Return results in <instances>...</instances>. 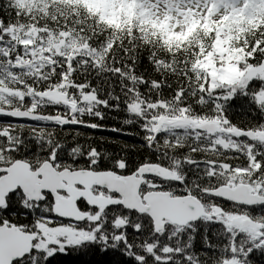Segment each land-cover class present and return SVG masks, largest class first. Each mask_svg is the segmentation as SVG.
Returning a JSON list of instances; mask_svg holds the SVG:
<instances>
[{
    "label": "trees",
    "instance_id": "1",
    "mask_svg": "<svg viewBox=\"0 0 264 264\" xmlns=\"http://www.w3.org/2000/svg\"><path fill=\"white\" fill-rule=\"evenodd\" d=\"M214 1L178 27L156 17L149 0H119L116 10L106 0H0V88L12 93L0 103V122L11 124H0V164L25 159L36 168L52 159L129 174L157 163L173 174L158 179L159 189L193 194L208 213L157 230L148 214L110 207L96 237L16 264H264V203L206 192L238 182L264 192V141L248 135L264 134V77L210 90L200 66L220 36L242 69L264 64V0H216L235 2L220 13ZM38 57L51 64L38 71L17 63ZM63 84L67 103L42 98ZM31 108L35 119L5 114ZM160 116L222 127L156 128ZM47 202L30 207L18 190L0 207V225L34 231L38 215L55 216L50 196ZM234 215L250 218L251 227L232 225Z\"/></svg>",
    "mask_w": 264,
    "mask_h": 264
},
{
    "label": "water",
    "instance_id": "2",
    "mask_svg": "<svg viewBox=\"0 0 264 264\" xmlns=\"http://www.w3.org/2000/svg\"><path fill=\"white\" fill-rule=\"evenodd\" d=\"M134 112L136 109L130 105ZM8 115L15 118L35 117V113L28 111L11 110ZM216 123H203L201 129L214 131ZM253 137L254 133L249 132ZM4 172L0 176V206L6 204V196L17 189L35 202L45 199L44 192L55 198L54 211L62 217L74 221L82 220L76 200L84 197L89 205L94 207H108L111 204H121L127 209L147 213L158 229L164 227V221L185 226L206 215L203 202L195 195H172L169 191L154 190L140 194V189L146 176L165 177L170 170L157 163L141 165L132 175L119 176L110 170L95 171L91 169H63L57 170L50 161L43 162L36 170L24 159H18L8 167L0 168ZM80 184L83 189L76 190L73 185ZM97 184L120 195L111 199L105 196L94 195L91 187ZM70 190L72 198L60 195V190ZM208 193L231 200L236 203L253 205L264 203V195L255 192L252 185L239 183L235 186L222 185L217 189L207 190ZM234 225L249 226L251 220H244L240 216L232 219ZM35 235L21 229L18 225H0V264H12L33 250Z\"/></svg>",
    "mask_w": 264,
    "mask_h": 264
},
{
    "label": "rangeland",
    "instance_id": "3",
    "mask_svg": "<svg viewBox=\"0 0 264 264\" xmlns=\"http://www.w3.org/2000/svg\"><path fill=\"white\" fill-rule=\"evenodd\" d=\"M208 0H149L148 4L152 6V11L156 17H158L161 20H168L172 25L181 27L182 24L185 22L187 18V14L191 11H195L202 6H204V9L206 8ZM119 0H106V4L109 6V9L112 8L113 10H116L117 8L114 7L118 4ZM242 2V1H239ZM232 3V4H231ZM235 2H219L218 7L220 8L219 11H224L226 8V5H234ZM113 6V7H110ZM195 7V9H192ZM112 10V11H113ZM198 11V10H197ZM173 28V26H170ZM65 39H62L55 48L58 49L59 46H61L64 43ZM228 45L226 42V39L222 36H220L215 45L213 50L210 52L208 57L200 62V66L204 68L208 75V87L209 89H214L215 87L218 88V86L223 84H239L244 85L248 82L250 78H253L254 76H261L264 77V64L256 67V68H247L246 70L242 69L239 65L238 58H234L230 56L228 52ZM228 56V57H226ZM50 59H42L37 58L35 62H31L28 60V58L20 59L17 61L19 64L29 65L31 69L34 67L36 70H43L45 69L48 64H51ZM64 84L61 86H58L53 91L47 92L42 95V98H46L47 100H51L58 103H67L68 98L66 96V92L64 91ZM5 91L3 93L0 92V103L2 101L7 102L8 101V95L12 94L9 91L8 87H3ZM3 102V103H4ZM2 109H0V115L2 114ZM34 109L31 108L30 112H33ZM53 120H58L59 118H52ZM49 121V120H48ZM157 125L156 128H175L179 126H185V127H198V125L205 123V121H199L187 117L183 118H168L167 116H160L157 119ZM3 126H10L11 124L0 122ZM222 127V126H221ZM255 137V136H254ZM253 137V138H254ZM258 137L260 139L264 138L263 134H259ZM243 171L236 170L235 174L238 176L241 175ZM56 221V220H55ZM58 221V220H57ZM46 228L48 229L47 235L48 238L44 239L41 243L36 242L35 243V249H40L41 246H44V250L49 253L52 251V249H55L56 245L60 246V249H62L63 245L65 243H69L71 241H79V239L83 238L80 237L75 233V231L71 230L70 228H63L61 232L60 237H57L56 231L61 228V226H54L47 224ZM63 241H61V239ZM61 242V243H60ZM228 262H225L227 264ZM232 264V263H231Z\"/></svg>",
    "mask_w": 264,
    "mask_h": 264
},
{
    "label": "flooded vegetation",
    "instance_id": "4",
    "mask_svg": "<svg viewBox=\"0 0 264 264\" xmlns=\"http://www.w3.org/2000/svg\"><path fill=\"white\" fill-rule=\"evenodd\" d=\"M46 161H50L52 163V165L57 170L70 169V170L74 171V170H77V169H81V168L62 167V165H59L58 163H55V161H53L52 159L51 160H46ZM36 168H38V167H36ZM36 168H33V169H36ZM134 172H132V173H134ZM132 173L124 174V173L120 172L119 174H120V176H124V175H130ZM158 179L159 178H157V179L146 178L145 181L143 182L142 186H141V190H140V192H142L141 194L144 195L146 192H149V191L161 190V189H159L160 183H158L159 182ZM71 187H73L76 190L83 189V186L80 185V184H75V185H73ZM91 191L95 195L106 196V197L111 198V199H115V198L119 197V195L116 194L115 192H112V191H110V190H108V189H106V188H104L102 186H99L97 184H94L91 187ZM12 193H15V192H12ZM44 194L46 195L44 200H41V201H38V202H34V201H28L26 199V197H25L26 202L27 203L29 202L28 204H29L30 207H33V206L34 207H38V206H49L50 207V205L47 202V197L50 196L52 198V200H53V202L51 204V207L53 209V206L55 204V199L48 192H44ZM72 194L73 193L70 190H67V189L66 190H60V195L62 197H65V198H69V199L72 198ZM22 195H23V193H22ZM28 204H26V205L28 206ZM76 204H77V207H78L79 211L82 213V217H83L82 220L74 221L72 219L64 218V217H62L59 214H55V216H52V217H45V216L43 217V216L38 215L37 225H36V228L34 229V231H27V232H34V234L36 236L34 242L35 243L36 242L41 243L44 239L49 237L46 234L47 231H48V229L46 228L47 224L58 226V227L61 226V228H59V230L55 232L57 237L61 236V234L59 232H61L63 228H70L71 230L75 231V233L77 235H79L80 237H83V238H81V240L82 239H86V240L90 239L92 237L91 234H93V235L95 234V237H96L97 234L99 233V229L103 225H105V221H104L105 220V218H104L105 210L109 209L110 207L120 206V204H111L108 207H101V208L99 207V208H97V207L89 205V203L87 202V200L84 197H79L76 200ZM125 209L128 210V211H135V210L127 209V208H125ZM114 220L116 221V224H118L122 220V217L118 216ZM121 223H123V222H121ZM154 227H155V225H154ZM21 228H23V227H21ZM106 231H110V229L108 227H106ZM63 239L64 238H62L61 241H63ZM36 253L41 254L43 252L41 251V248L40 249H34L30 254H28V255H26V256H24L22 258H18L16 260H14L12 262V264H16L18 261H22V260H24L25 258H27L29 256H35Z\"/></svg>",
    "mask_w": 264,
    "mask_h": 264
},
{
    "label": "bare ground",
    "instance_id": "5",
    "mask_svg": "<svg viewBox=\"0 0 264 264\" xmlns=\"http://www.w3.org/2000/svg\"><path fill=\"white\" fill-rule=\"evenodd\" d=\"M242 2H244V1H242ZM242 2L239 3V6H241ZM220 12H222V11H219V10H218L217 13H220ZM254 77H255V76H254ZM251 79H252V78H250V80H251ZM248 81H249V80H248ZM11 110H15V111H28V112H30V110L10 109V110L5 111V114L8 115V112L11 111ZM31 113H35L36 116H35L34 118H37L38 114H37L36 112L33 111V112H31ZM8 116H10V115H8ZM11 117H12V116H11ZM13 118H15V117H13ZM187 118H189V117H187ZM200 125H201V124H200ZM200 125H198V127H196V128L200 129ZM4 127L6 128L5 125H4ZM6 129H7V128H6ZM263 133H264V132H263ZM257 134H258V133L254 134V136H255L254 138H256V139H257V138L260 139V138L258 137L259 134H258V135H257ZM263 135H264V134H263ZM260 141L263 142V141H264V138H262Z\"/></svg>",
    "mask_w": 264,
    "mask_h": 264
}]
</instances>
